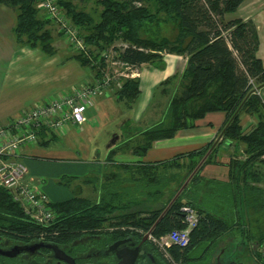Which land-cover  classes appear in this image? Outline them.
I'll use <instances>...</instances> for the list:
<instances>
[{"label": "trees", "instance_id": "16d2710c", "mask_svg": "<svg viewBox=\"0 0 264 264\" xmlns=\"http://www.w3.org/2000/svg\"><path fill=\"white\" fill-rule=\"evenodd\" d=\"M55 1L83 44L82 49H69L71 57L92 69L94 77L102 78L105 61L102 53L114 42L119 46L114 48L111 59L124 66L141 63H159L160 66L159 52L185 55V66L178 77V90L165 102L164 120L139 132L137 141L127 140L108 150L106 163L111 167L97 185L96 198L77 193L63 200L49 201L54 217L50 223L41 224L31 220L0 186V234L66 241L88 233L95 235L94 241L105 249L119 238L137 242L146 231L159 236L184 227L181 207L188 206L197 214V222L189 229L185 245L172 243L167 248L174 259L184 264H211L206 259L208 252L233 228H239L248 238L239 242L244 248L250 238L240 222L243 206L249 202V191L258 189L251 185L258 175L254 165L262 161L264 155V102L259 93L264 86V63L256 55L259 38L253 21L223 18L243 0H96L100 5L97 20L71 0ZM35 2L0 0L15 11L12 33L16 44L39 48L50 55L55 51L47 28L52 20L39 15ZM163 25L170 26L166 35L160 33ZM175 78L168 77L160 84L167 85ZM250 78L253 83L249 82ZM139 92L138 79L126 78L113 94L116 100L132 107ZM214 111H221L225 116L216 133L218 141L152 163L112 160L118 151L142 156L154 140L171 138L178 130L194 126V121ZM245 114L257 117V123L247 132L241 124ZM45 130L42 128L37 134L43 136ZM55 135L50 129V141ZM223 141L243 143L245 157L230 158L228 182L214 185L211 195L200 199L195 190L201 167L197 165L201 160L203 163L216 161ZM195 167L198 169L193 172ZM71 180L62 175L56 182L67 186ZM86 181L94 185L93 179ZM263 239L264 233L257 236L254 243L259 264H262ZM147 241L152 257L160 256L161 261L157 263L169 264L156 244L150 239Z\"/></svg>", "mask_w": 264, "mask_h": 264}, {"label": "crops", "instance_id": "0c3cea01", "mask_svg": "<svg viewBox=\"0 0 264 264\" xmlns=\"http://www.w3.org/2000/svg\"><path fill=\"white\" fill-rule=\"evenodd\" d=\"M231 13L233 16L228 19H251L259 38L261 25L257 24L256 18L259 15L264 16V0H243ZM39 14L45 16L41 11ZM224 15L223 18L227 20ZM14 21V11L0 3V125L22 114L35 103L45 102L56 94L67 93L75 86L91 82L93 76L87 66L80 65L71 57L72 52L61 39L52 21L47 24L53 38L52 46L55 49L50 55L39 48L16 44L12 33ZM259 45L256 51L258 57H260ZM185 61V55L165 53L160 66L159 63L137 65L136 77L140 92L134 106L124 109L122 103L116 100L113 94L115 88H112L96 96L93 103L83 112L85 117L83 122L78 124L67 122L63 130L56 132L57 135L52 140L62 136L68 140L77 137L78 141L83 142V149L80 151L82 155L79 159L41 154L40 149L50 151L49 129L45 130L46 134L43 136L37 134V142L34 145H21L17 152L18 158L25 163L28 170L23 179L24 183L32 184L36 190L44 192L49 201L54 202L71 197L64 195L65 186L53 181L65 175L72 179L73 183L76 180L82 182L83 187L78 184L80 195L96 198L97 185L102 180L104 172L111 167L106 163L108 150L120 146L127 140L137 141L139 132L164 120L166 100L156 98L154 91L156 93V86L167 76L181 72ZM150 103L153 108H150ZM223 119L224 113L221 111L208 112L196 120L194 126L178 130L173 137L154 140L142 156L133 155L129 151H118L112 156V160L123 163L134 161L152 163L202 147L214 137ZM241 123L243 131L247 132L255 126L256 116L245 114L241 117ZM120 131L121 133H118ZM101 142L103 149L99 150L97 145ZM243 147V143L223 141L216 153V161L206 163L200 161L201 164L199 163L197 167L200 165L201 167L199 169L196 167L198 177L195 180V190L200 199L209 197L214 185L228 182L227 162L234 157L244 159ZM261 158L263 160L254 165L258 174L257 181L252 182L251 185L258 188L255 190V194H259L257 206L264 208V155ZM68 163L79 164L80 174L76 175L72 168L64 166ZM87 179H93L94 185L86 181ZM173 185L171 183L172 187Z\"/></svg>", "mask_w": 264, "mask_h": 264}, {"label": "built area", "instance_id": "2783aa9c", "mask_svg": "<svg viewBox=\"0 0 264 264\" xmlns=\"http://www.w3.org/2000/svg\"><path fill=\"white\" fill-rule=\"evenodd\" d=\"M35 6L46 18L57 24V31L61 33L69 49L83 48L75 28L69 24L55 0H36ZM112 80L105 75L102 78L94 77L89 84L75 86L67 93L56 94L45 102L35 103L22 114L0 125V186L9 192L11 198L34 222L50 223L54 212L48 205L49 199L44 192L36 190L30 183H24L23 179L28 170L25 163L18 158V149L23 144L36 143L37 132L42 128L59 133L67 122H83L85 109L93 103L100 93L99 89L107 86ZM249 82L253 83V79L250 78ZM181 209L186 223L184 227L152 237V242L167 257L169 264H184L182 260L174 259L167 248L172 243L185 245L189 229L197 222L194 210L188 206H182ZM260 259L264 264V239L260 245Z\"/></svg>", "mask_w": 264, "mask_h": 264}, {"label": "rangeland", "instance_id": "374dc122", "mask_svg": "<svg viewBox=\"0 0 264 264\" xmlns=\"http://www.w3.org/2000/svg\"><path fill=\"white\" fill-rule=\"evenodd\" d=\"M71 1L79 9H83L84 11L88 12L95 20H97V14L100 10V5L98 4V2L96 0H71ZM61 11L64 14L63 9ZM232 16H233V14L231 12L226 13L224 15V17L227 19L232 17ZM256 22H257V24L261 25V29L259 30V42H260L259 46L260 47H259L258 53H259V55L262 58V61L264 63V16H261V15L257 16ZM54 26L56 28L58 27L56 23H54ZM169 32H170V26L169 25H167V26L163 25L160 29L161 34L166 35ZM59 35H60L61 39L63 40L62 35L61 34H59ZM117 46H119V43L114 42L112 45L107 47L106 50H104V52L102 53L105 56L104 66L101 70L103 72L102 75L109 76L113 80L107 86L100 88L99 89L100 93H102L106 90H111L112 88H115V89L119 88L121 86L122 80H124L126 78H137L136 77L137 76V70H138L137 65L125 67L123 64L119 63L118 61H113L111 59L114 48ZM159 54H160L161 60H162V57L165 53L159 52ZM90 70L92 71V75H93L92 78H94V71L92 69H90ZM181 72L174 73L170 76H167L166 78L171 77V76L177 77L174 80H172L171 82H169L167 85H161L160 84L166 78L163 79L156 86V93L154 91V96H156V98L159 97L161 100H162V98H165V100H167L171 95H173V93L178 90L177 89L178 85H179V83H178L179 78L178 77L181 74ZM89 83H87V84H89ZM159 87H161V89H159ZM260 94H261V98L264 101V86L261 87ZM121 103H122V107L124 109L131 108L126 103H124L122 101H121ZM150 108H153V107H151V103H150ZM195 122L196 121H194V123ZM223 122H224V119H223L222 123L220 124V126L215 131L214 137L210 140V142L213 140L214 141L219 140V137L216 136V133H217L218 129L221 127V125L223 124ZM256 123H257V117H256ZM188 128H190V127H188ZM118 133H121V131ZM80 142H82V141H78L77 137H72L68 140V139H65L64 137L61 136V137H57L56 139L50 141V151H47V150L44 151L42 149H40L39 151L41 154H44V155H50V156L55 155V156H60L63 158H68V159H70V157L72 159L73 158L79 159L82 155V153L80 151H81V149H83V142L81 144H80ZM34 144L35 143H33V145ZM97 148L99 150H102L103 149V142L99 143L97 145ZM92 149L94 150L95 148L93 147ZM172 157L173 156H171L170 158H172ZM167 159H169V158H167ZM163 160H165V159H163ZM69 161H74V160H69ZM159 161H161V160H159ZM64 166L72 168L71 170L74 171L73 173L76 175H79L81 172V167L79 164L77 165V164H73V163L72 164L68 163ZM50 181H51V179H50ZM53 181H58V179H55ZM78 184H80L83 187L82 182H78V180L74 181V183L71 182V184L69 186L62 185V186H65L64 191H63L64 195L65 196H67V195L73 196V195H76L78 192H80L81 190L78 191L79 190ZM248 194H249V198H248L249 202L245 203L243 206L244 212H243L242 223L246 228V233L249 235L250 240L254 241L253 244L251 245L250 243H248L247 245H244L245 246L244 248L240 247L241 243L239 244V242L242 239V233L239 230V228H233L229 233L224 234L221 237V239H219L217 246L215 248H213L211 251L208 252V254L206 256L207 262L211 263L214 261L216 256H219L222 260H229L230 259V260L240 261V262L249 263V264H259L260 263L258 256L254 253V250L256 247V244H254V243H256L257 236L264 233V208L257 206L258 205L257 202L259 201V194L256 195L255 192H253V191H251V192L249 191ZM132 209H134V208H132ZM152 237H158V236L153 235L149 231V234L148 235L146 234V238L153 241ZM232 250H234L235 253L232 252ZM229 251H230V253H229ZM148 264H154V263H152L151 260H148Z\"/></svg>", "mask_w": 264, "mask_h": 264}, {"label": "flooded vegetation", "instance_id": "af4514ba", "mask_svg": "<svg viewBox=\"0 0 264 264\" xmlns=\"http://www.w3.org/2000/svg\"><path fill=\"white\" fill-rule=\"evenodd\" d=\"M240 222L242 223V219ZM141 238L136 241L139 242ZM95 239H97L95 235L88 233L78 234L66 241L50 237L26 238L20 235L0 234V264H114L116 261L114 254L112 252L105 254ZM243 239L248 240L244 233L241 241ZM249 242L253 244L252 240ZM140 246L136 264H148L149 251H152V248L149 247L147 238L141 240ZM155 259L156 263L157 260L161 261L158 254Z\"/></svg>", "mask_w": 264, "mask_h": 264}, {"label": "water", "instance_id": "95a60500", "mask_svg": "<svg viewBox=\"0 0 264 264\" xmlns=\"http://www.w3.org/2000/svg\"><path fill=\"white\" fill-rule=\"evenodd\" d=\"M187 179L184 181L182 186H180V188L177 190L174 197L178 195L179 191L186 184ZM146 234H147V231L143 233L141 240L146 238ZM141 240L133 244V241L128 240V238L116 239L106 246V248L104 249V253L107 254L109 252H112L114 254V256L116 257V261L114 262V264H135L136 258L141 249V246H140ZM127 241L129 242L126 244ZM149 257H150V260L154 264H157L156 260L152 257L151 253L149 254ZM211 264H249V263H244V262L230 260V259L222 260L219 256H216L214 261Z\"/></svg>", "mask_w": 264, "mask_h": 264}]
</instances>
